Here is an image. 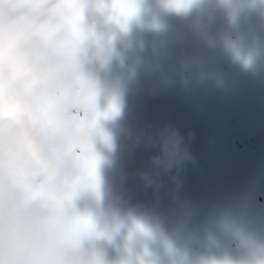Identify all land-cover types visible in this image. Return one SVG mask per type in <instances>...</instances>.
Listing matches in <instances>:
<instances>
[{
	"label": "bare ground",
	"instance_id": "bare-ground-1",
	"mask_svg": "<svg viewBox=\"0 0 264 264\" xmlns=\"http://www.w3.org/2000/svg\"><path fill=\"white\" fill-rule=\"evenodd\" d=\"M139 9L142 10V0ZM184 10L180 29L187 31V37L182 41L181 59L193 64L195 85L200 84L203 74L207 75L208 90L199 93L197 105L202 111L201 120L210 129L211 145L224 149L246 132L260 128L261 123L264 126V0H198L196 4L192 0ZM139 14L138 11L129 21L126 30L107 18L100 23L98 12L86 11L84 18L86 28L106 39L115 31H125L127 35L124 41L106 46L101 63L95 60L91 41L80 57L81 73L96 85L100 110L106 108L109 100H115L118 106L115 115L99 121L109 143L97 139L94 145L100 158L97 172L99 181L104 182V204L124 193L136 196L129 205L127 219L114 216L113 229L102 248L107 264H224L226 259H235L237 264H264V212L259 214L264 211V203L260 208L256 201L253 212L247 208V198L254 197L253 193L264 199V129L230 156L221 176L215 195L225 196L231 190L236 195L232 224L219 226L208 207L203 186L184 183L172 168L157 190H143L145 180L139 176L148 173L149 166L163 157L161 138L175 130L188 148L199 137L200 126L191 103L185 111L179 105L186 94V81L180 77L182 66L164 65L151 76L139 66L140 54L133 49L137 21L143 20ZM198 28L203 31L201 40ZM238 37L248 41L251 48L235 53L243 42L238 43ZM220 76L225 89L221 98L215 99L209 92L220 84ZM161 82L173 86L172 95L166 100H160L149 87ZM187 101L190 102L189 97ZM190 127L194 128L193 135L188 134ZM151 143L154 149L148 150ZM133 147L141 151L133 152ZM192 160L191 154L184 161ZM116 173L121 176L118 180L112 179ZM138 190L143 193L138 194ZM166 199L170 202L166 203ZM79 200L80 197L77 208H84ZM141 205V224L136 229L135 215V223L130 219ZM186 206L191 212L183 210ZM158 209L163 212L161 218ZM124 228L138 232L134 244L128 246L129 262L121 260ZM255 234L257 241L253 240ZM156 240L161 241V246L152 254L151 244ZM229 253L235 257L231 259Z\"/></svg>",
	"mask_w": 264,
	"mask_h": 264
},
{
	"label": "snow or ice",
	"instance_id": "snow-or-ice-1",
	"mask_svg": "<svg viewBox=\"0 0 264 264\" xmlns=\"http://www.w3.org/2000/svg\"><path fill=\"white\" fill-rule=\"evenodd\" d=\"M191 2L166 5L181 11ZM86 11L126 30L139 0H0V178L27 188L33 174L50 175L46 146L78 169L65 197L71 201L88 193L99 197L94 145L97 139L109 143L99 121L118 112L115 100L100 110L95 83L81 73L86 44L99 41L84 25ZM83 219L94 229L90 217Z\"/></svg>",
	"mask_w": 264,
	"mask_h": 264
},
{
	"label": "clouds",
	"instance_id": "clouds-1",
	"mask_svg": "<svg viewBox=\"0 0 264 264\" xmlns=\"http://www.w3.org/2000/svg\"><path fill=\"white\" fill-rule=\"evenodd\" d=\"M161 144L168 165L191 156L175 130L168 131ZM44 152L53 161L50 175L33 174L27 188L7 176L0 178V264H107L95 229L84 223L92 209L77 208L65 198L74 190L77 167L67 155L46 146Z\"/></svg>",
	"mask_w": 264,
	"mask_h": 264
},
{
	"label": "rangeland",
	"instance_id": "rangeland-1",
	"mask_svg": "<svg viewBox=\"0 0 264 264\" xmlns=\"http://www.w3.org/2000/svg\"><path fill=\"white\" fill-rule=\"evenodd\" d=\"M193 1H194V3L198 2V0H193ZM142 2H143V0H142ZM139 12H141L140 9H139ZM141 16H142V12H141ZM142 18H143L142 21L138 20L137 27L135 28V33L133 34V36H134V48L135 49H136L137 39H138V35H139L138 25L141 24V22L144 23V21H145L143 16H142ZM198 30H199V33L201 35H197V36L201 40L202 35H203V31L201 28H198ZM180 34H181V48H180L181 50H179V51L181 52L183 49L182 48V41L184 39H186L187 31H181V29H180ZM111 37H110V39L103 40L104 52H99L97 50V48L94 47L95 46V44H93L94 42L92 43V46L94 48V54H95L96 62H98V63L102 62L101 61V55H102V53L106 52V46L108 43H110V42H114V43L122 42L124 39H126V33L125 32H114L111 34ZM238 39H242V38L240 37ZM231 40H233V39H231ZM242 41H243L242 46L239 47L237 50H235V53H237V51L241 48L242 49H244V48L249 49V47H247V45L249 43L247 41H244L243 39H242ZM238 43H240V42H238ZM197 45L198 44H196V46ZM180 52H178V59L176 61H174L172 63H165L162 66L168 65V64H174L177 62H179L181 64L183 62V60L181 59ZM139 54L140 55L137 58V61H138L139 66L141 67L140 62L142 60V57H141L142 54L141 53H139ZM180 66H182L181 72H180V77L186 81V85H185L186 86V94L184 92V96H183L184 99L179 104L180 108L183 111H185L187 106L191 103V109H192L193 113L195 115H197L199 118V116L201 115V110L196 105V101H197V98L199 96V93H202L205 91V87L207 84V81H206L207 76L202 75V77L199 80L200 84L197 86L194 84L196 82V80L192 79V76H193V65H192V63H183ZM160 69H158V70H160ZM144 72L146 74H148V76H151L154 74V73H149L146 70H144ZM157 72L158 71H156L155 73H157ZM220 79H221V83L219 85L220 87L215 88L214 90L210 91V93H209L210 96L213 98L219 99L221 97L220 92L224 89V83H222L223 81H222L221 76H220ZM149 87H151L154 90L153 85H149ZM162 87H166L167 88L166 91H160V88H162ZM172 92H173V86L170 84H167L165 82H162L156 87L154 94H155V96L160 98V100H166L167 97L172 95ZM188 97L190 100L189 103L187 101ZM263 108H264V106H263ZM263 129H264V126L262 127V123H261L260 128L256 129L255 131H252V132L251 131L246 132L245 134L241 135L235 142H232L231 145H227L224 149H220L221 151H223L226 154V169L225 170H227V162H228V159L230 158V156L235 154L236 151L240 147H242L244 144H247L249 140L258 137L261 134V131ZM244 131H246V130H244ZM193 132H194V128L190 127L188 129V134L192 135ZM208 134L209 133L206 130L205 124L203 123V121L200 120V131H199L198 140L188 144V150H189L190 154H192V156H193L192 162L185 161L186 163L181 162L179 164L168 165L165 163L164 156L159 158L156 162H154L153 167L150 170V172L147 175L143 176V178L145 180V182H144L145 188L143 190L144 191L147 190L149 192L157 190L159 188L161 182L165 178V173L168 170H170V168H172L176 173L180 174L179 176H181V179L183 182H185V183L198 182L203 186V188L205 190V194H206L205 196H207V198L210 199L211 208L214 210V217L217 220H219V226H221V225L226 226V225L232 224L235 220V217L233 215L234 211H233L232 206H233V201H234V198L236 195H235V192L233 190H231L227 193V195L218 197L215 194H216V191L218 190L217 188L220 187L219 185H218L219 187H217L213 193L209 194V193H207L205 186L202 184L203 183L202 182V180H203L202 170H201L199 163H198V155L202 151V148L204 147L205 140H208ZM148 135L151 136V134H148ZM263 140H261V141H263ZM132 144H133V141L130 142V145H132ZM147 146H148V150L154 149V144H152V143L148 144ZM131 151L140 152L141 149L136 150V147H133ZM170 166H173V167H170ZM112 176H115V177H112V179H114V180H118L121 177L119 175V173L113 174ZM193 176H195V179H193ZM142 193H143L142 190H138V194H142ZM253 195L256 198V200L260 203V208H262V204L264 203L263 197H261V195L256 193V192H255V194L253 193ZM135 197L136 196H130V195H127L124 193L121 197H115L116 200H114L112 204L106 203V205H104V206L114 205L115 207H118L119 210H118V212L115 213L114 216L115 217L116 216H122L123 219H127L128 213L130 212L129 205L131 204V201H133L135 199ZM92 201H93V195L90 193L81 196L80 200H79V202H81L83 205H85V207H84L85 209H87L89 207V205L92 203ZM262 201H263V203H262ZM169 202H168V199H166V203H169ZM74 203L76 204V201H74ZM104 206H100L99 208H102ZM134 210L136 212L131 215L130 221H132V216L135 215V220H136V223L138 224V227L136 229H139L140 228L139 225L141 224L140 219L142 216V214H141L142 213V205L137 207V209H134ZM185 211L189 212L190 209H186ZM262 212H264V211L260 210L259 214ZM158 213H159L160 218H161V216L163 215L162 210L158 209ZM132 222L135 223V221H132ZM136 229H127V228L123 229V241L127 246L134 244V242L136 240V236L138 234ZM127 236L131 237L130 241H127ZM253 240L257 241V240H259V237H257V235L255 234L253 237ZM160 246H161L160 240L153 241L151 244L152 254H154L155 250ZM98 247H100L102 249L104 246L98 245ZM124 247L125 248L122 250L121 256L124 259V261H131V254H130L129 248L126 246H124ZM125 249L127 251H125ZM124 251L127 252L128 258L124 257V255H125ZM229 257L232 259L235 257V255L232 253H229ZM224 264H237V261L235 259H232V260L226 259Z\"/></svg>",
	"mask_w": 264,
	"mask_h": 264
},
{
	"label": "water",
	"instance_id": "water-1",
	"mask_svg": "<svg viewBox=\"0 0 264 264\" xmlns=\"http://www.w3.org/2000/svg\"><path fill=\"white\" fill-rule=\"evenodd\" d=\"M145 6L147 24L141 28L138 47L146 54L144 65L154 69L164 60H172L176 56V50L179 47L177 28L181 18L177 11L166 5V0H146ZM222 157L207 149L201 157V164L208 169L207 173L212 179L217 178L219 170L223 167ZM109 213V211L98 214L89 213L99 241L104 235Z\"/></svg>",
	"mask_w": 264,
	"mask_h": 264
}]
</instances>
